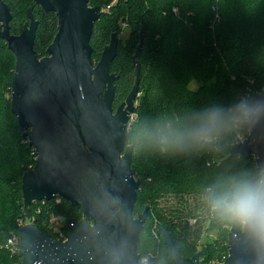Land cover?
Segmentation results:
<instances>
[{
    "label": "trees",
    "instance_id": "obj_1",
    "mask_svg": "<svg viewBox=\"0 0 264 264\" xmlns=\"http://www.w3.org/2000/svg\"><path fill=\"white\" fill-rule=\"evenodd\" d=\"M2 1L12 15V35L21 33L26 10L32 8L37 22L33 50L38 59L46 57L57 32L55 13L32 0ZM88 5L101 11L90 39L93 64L111 35L118 39L109 64V74L117 77L113 110L134 85L132 56L139 46L138 95L127 146L139 182L133 216L148 207L137 244L140 264H173L155 234L156 225L170 233L182 257L190 258L200 245L206 248V264L223 263L233 218L225 205L259 190L262 183L254 157L230 156V149L237 134L247 135L237 129L247 118L246 93L264 89V0H88ZM120 21L129 31L124 43ZM14 67V55L0 39V264H21L4 244L19 230L21 179L36 162L10 111ZM29 209L32 223L53 239L50 217L59 218L66 232L83 216L79 207L59 197ZM191 219L196 225H190ZM208 231L217 237L203 243Z\"/></svg>",
    "mask_w": 264,
    "mask_h": 264
},
{
    "label": "water",
    "instance_id": "obj_2",
    "mask_svg": "<svg viewBox=\"0 0 264 264\" xmlns=\"http://www.w3.org/2000/svg\"><path fill=\"white\" fill-rule=\"evenodd\" d=\"M58 19L56 35L38 59L33 50L37 22L32 8L19 35L10 34L12 15L0 0V39L14 55L10 111L22 136L34 149L33 169L21 179L23 210L29 219L31 205L56 197L77 206L82 219L65 232L66 241L54 240L34 224L18 230L21 264H140L139 235L148 207L137 217L133 208L139 182L131 172L132 148L127 129L138 95L139 64L134 85L113 110L117 77L109 74L118 39L112 34L101 57L93 64L90 39L99 19V7L88 0H32ZM240 131L242 142L233 143L230 156L252 155L261 170L259 188L264 207V97L253 93ZM173 264H204L206 248L184 258L170 233L156 225ZM228 257L221 264H264V228L247 227L232 218L227 239Z\"/></svg>",
    "mask_w": 264,
    "mask_h": 264
},
{
    "label": "clouds",
    "instance_id": "obj_3",
    "mask_svg": "<svg viewBox=\"0 0 264 264\" xmlns=\"http://www.w3.org/2000/svg\"><path fill=\"white\" fill-rule=\"evenodd\" d=\"M215 206L220 205L218 203ZM225 208L242 227H247L251 222L253 227L264 228V207L261 206L258 189L238 198L233 203L226 204Z\"/></svg>",
    "mask_w": 264,
    "mask_h": 264
},
{
    "label": "built area",
    "instance_id": "obj_4",
    "mask_svg": "<svg viewBox=\"0 0 264 264\" xmlns=\"http://www.w3.org/2000/svg\"><path fill=\"white\" fill-rule=\"evenodd\" d=\"M255 93L260 94L264 97V89L259 93L258 92H255ZM251 97H252V94L247 92L245 95L244 101H243L244 106H246V115H248L247 110H248V105L250 103ZM246 137H247V135L245 136L242 134H237L235 142L236 143L242 142L244 139H246ZM35 160H36V157H35ZM31 169H33V168H31ZM22 220H20L18 222L19 229L26 224H33L31 217L29 219H24L23 221ZM49 225H50V228L53 230V234L55 235L54 240H60L62 242L66 241L65 232L61 229L59 218L50 217ZM19 247H20V241H19L18 231L12 232L10 234V236L7 238V240L4 244V248L9 252L10 255H12V256L17 255L18 256ZM19 259L21 260L20 257H19ZM144 262H146V259L141 260V263H144ZM204 264H206V263L204 262ZM215 264H221V263H215Z\"/></svg>",
    "mask_w": 264,
    "mask_h": 264
},
{
    "label": "rangeland",
    "instance_id": "obj_5",
    "mask_svg": "<svg viewBox=\"0 0 264 264\" xmlns=\"http://www.w3.org/2000/svg\"><path fill=\"white\" fill-rule=\"evenodd\" d=\"M115 1V0H114ZM119 25L122 27V31H121V35H120V41L121 43H124L128 37L129 31H128V27L126 26V24L122 21L119 22ZM241 123V122H240ZM239 123V124H240ZM239 125L237 127V129H239ZM173 200L172 199H168L167 202L171 203ZM190 225L194 226L196 225V220L195 219H191L189 220ZM201 227H202V231L206 229L207 227V222H203L201 223ZM231 227V226H230ZM230 229V228H229ZM217 237V233L215 231H208L205 233V235H203V239L202 242L204 243L207 239H211V240H215ZM201 242V243H202ZM205 247V246H204ZM201 246L198 245V247L196 248V251L198 250V252L201 250Z\"/></svg>",
    "mask_w": 264,
    "mask_h": 264
}]
</instances>
